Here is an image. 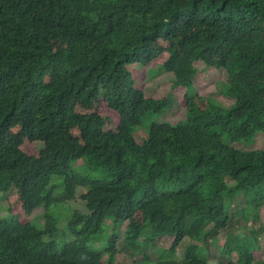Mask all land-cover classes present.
Returning <instances> with one entry per match:
<instances>
[{"label":"trees","instance_id":"obj_1","mask_svg":"<svg viewBox=\"0 0 264 264\" xmlns=\"http://www.w3.org/2000/svg\"><path fill=\"white\" fill-rule=\"evenodd\" d=\"M164 55L172 88H186V118L151 123L138 143L142 120L166 114L174 97H145L129 67ZM196 62L226 74L231 107L193 91ZM260 134L264 0H0V192L14 191L0 217V264H115L116 235L98 248L107 219L127 223L136 254L174 237L161 259L137 264H256L264 148L241 152L222 138ZM36 142L38 155L24 150ZM79 190L88 213L72 214L73 240H58L50 209ZM41 207L44 221L33 223ZM235 217L243 231L227 235L226 259L214 263L205 244Z\"/></svg>","mask_w":264,"mask_h":264},{"label":"rangeland","instance_id":"obj_2","mask_svg":"<svg viewBox=\"0 0 264 264\" xmlns=\"http://www.w3.org/2000/svg\"><path fill=\"white\" fill-rule=\"evenodd\" d=\"M165 55L159 59L152 61L148 66H130L129 70L133 75L135 86L141 90L145 97L153 99L165 98L168 94L172 93L174 97V104L170 110L159 117L148 116L142 120V124L138 127L133 135L138 143H141L148 135V130L151 123L156 124H176L186 118V109L183 105L184 96L186 94V88L179 87L173 89L174 76L172 73L167 72L163 68V62ZM195 66L198 70V75L194 81L193 91L203 97L213 98L220 106L224 108H229L234 104V100L223 96L220 90L223 88L224 83L227 81V76L224 72H217L206 69L202 62H196ZM222 142L236 150L241 152H250L252 150H261L264 148V136L258 135L255 140L250 143H233L227 137L222 138ZM42 148V143L36 142L24 146V150L31 155H38L40 149ZM58 179L54 178L52 183L55 184V197L57 199H62L65 196L63 190V181L56 182ZM83 190H79L75 200L70 202H64L56 207L50 209V214L54 215L58 219V232L57 239L61 241H71L74 239V235L68 230V224L71 220L72 214L75 212L88 213L86 209L85 202L81 199V194ZM14 194V191H10L7 194H2L0 192V217L6 216L7 213V203L8 198ZM242 200L236 201L233 204L235 212L242 209ZM45 209L43 207L34 211L30 215L33 223L39 222L43 223V214ZM113 221V220H112ZM111 219L105 221V226L102 234L99 237L98 248L102 251L106 250V244L112 235H116V248L118 250L115 258V264L126 263V264H137L143 260L146 256H149L151 260L161 259V249H169L172 246L174 237L165 236L158 238L147 245L142 246V251L139 254L133 253V250L125 242V232L127 229L126 222H120L114 224ZM231 227L218 232L213 233V237L217 240L212 241L209 238V243H206L209 250L210 259L216 263L221 260H225L226 257L222 253V248L227 239L228 234L231 232L236 235L243 231L242 223L243 220L239 217H235ZM37 224V223H36ZM109 226V227H108ZM261 229L259 234H256L257 243L260 245L259 249L254 251L255 257L258 260L256 264H264V206L261 207L259 211V221L254 222L253 230ZM150 229H145V233H148ZM233 238V237H230ZM141 238L140 241H143ZM187 241L182 243L177 247V253L179 257H182V249L186 246ZM173 255V254H172ZM143 264H153L149 262H144Z\"/></svg>","mask_w":264,"mask_h":264}]
</instances>
